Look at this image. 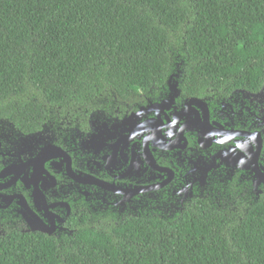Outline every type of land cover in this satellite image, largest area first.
<instances>
[{"label":"trees","instance_id":"trees-1","mask_svg":"<svg viewBox=\"0 0 264 264\" xmlns=\"http://www.w3.org/2000/svg\"><path fill=\"white\" fill-rule=\"evenodd\" d=\"M176 68L188 95L258 90L264 0H0V120L22 130L85 124ZM74 227L60 245L42 233L0 238V264H264V198Z\"/></svg>","mask_w":264,"mask_h":264},{"label":"flooded vegetation","instance_id":"flooded-vegetation-1","mask_svg":"<svg viewBox=\"0 0 264 264\" xmlns=\"http://www.w3.org/2000/svg\"><path fill=\"white\" fill-rule=\"evenodd\" d=\"M262 85L196 96L167 81L85 124L0 120V238L60 245L83 216L170 218L196 200L226 209L264 198Z\"/></svg>","mask_w":264,"mask_h":264},{"label":"water","instance_id":"water-1","mask_svg":"<svg viewBox=\"0 0 264 264\" xmlns=\"http://www.w3.org/2000/svg\"><path fill=\"white\" fill-rule=\"evenodd\" d=\"M180 72H181V71H180L179 68L175 69V71L172 72V73L169 75L167 81H168V82H173L174 84H175V83L178 84V83H179ZM259 92H264V81H263L262 88L260 89ZM91 115H94V114L92 113Z\"/></svg>","mask_w":264,"mask_h":264}]
</instances>
